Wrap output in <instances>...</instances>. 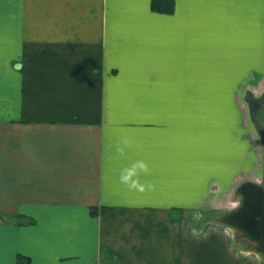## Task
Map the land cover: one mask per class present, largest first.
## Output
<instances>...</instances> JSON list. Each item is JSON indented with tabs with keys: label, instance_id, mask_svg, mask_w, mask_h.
<instances>
[{
	"label": "crops",
	"instance_id": "crops-1",
	"mask_svg": "<svg viewBox=\"0 0 264 264\" xmlns=\"http://www.w3.org/2000/svg\"><path fill=\"white\" fill-rule=\"evenodd\" d=\"M256 112L264 0H0V264H243L196 231L264 184Z\"/></svg>",
	"mask_w": 264,
	"mask_h": 264
},
{
	"label": "water",
	"instance_id": "water-1",
	"mask_svg": "<svg viewBox=\"0 0 264 264\" xmlns=\"http://www.w3.org/2000/svg\"><path fill=\"white\" fill-rule=\"evenodd\" d=\"M241 205L224 222L259 244L264 252V185L243 183L237 189Z\"/></svg>",
	"mask_w": 264,
	"mask_h": 264
},
{
	"label": "rangeland",
	"instance_id": "rangeland-1",
	"mask_svg": "<svg viewBox=\"0 0 264 264\" xmlns=\"http://www.w3.org/2000/svg\"><path fill=\"white\" fill-rule=\"evenodd\" d=\"M236 186L232 190V199L234 202L239 201L238 205H240L242 200L240 194L236 192ZM224 212L226 213L214 210L201 213L199 217L200 231L197 230L196 234H199V236L205 239L210 234H220L228 244L229 253H231L240 263H256L258 259H261L260 264H264V255L257 250L256 246L251 241L247 240L241 232L235 230L224 222V218L227 216V211ZM186 224L190 227L189 224H191V220H189V222L187 221ZM195 227L196 226H194V228Z\"/></svg>",
	"mask_w": 264,
	"mask_h": 264
},
{
	"label": "clouds",
	"instance_id": "clouds-1",
	"mask_svg": "<svg viewBox=\"0 0 264 264\" xmlns=\"http://www.w3.org/2000/svg\"><path fill=\"white\" fill-rule=\"evenodd\" d=\"M120 151L123 152L124 148L121 147ZM148 168H149V163L146 160L141 159L137 161L134 166L122 170L120 175V181L126 184L129 188L143 191L146 185L144 183H141L139 173L140 171L146 172Z\"/></svg>",
	"mask_w": 264,
	"mask_h": 264
},
{
	"label": "flooded vegetation",
	"instance_id": "flooded-vegetation-1",
	"mask_svg": "<svg viewBox=\"0 0 264 264\" xmlns=\"http://www.w3.org/2000/svg\"><path fill=\"white\" fill-rule=\"evenodd\" d=\"M252 107L253 108H255V110H257L258 108H260L261 109V104L260 103H258V102H253V105H252ZM258 111H260V110H258ZM257 111V112H258ZM256 112V114H255V120H254V124H255V127L258 129V131H259V134H260V136L262 137V140H263V142H264V121L263 122H261V121H259V119H258V113ZM260 185H262V184H260ZM264 185V184H263ZM262 185V186H263ZM241 205V204H240ZM240 205H236V208H234V210L235 209H237ZM233 211V210H232ZM231 211V212H232ZM230 212V213H231ZM229 213V214H230ZM229 214H227V215H229ZM244 235V234H243ZM245 236V235H244ZM245 238L247 239V240H249V241H251L247 236H245ZM255 246H256V248H257V250L262 254V255H264V252H263V250H262V245L260 246L259 244H257V243H255V242H253V241H251Z\"/></svg>",
	"mask_w": 264,
	"mask_h": 264
},
{
	"label": "trees",
	"instance_id": "trees-1",
	"mask_svg": "<svg viewBox=\"0 0 264 264\" xmlns=\"http://www.w3.org/2000/svg\"><path fill=\"white\" fill-rule=\"evenodd\" d=\"M163 3L164 2H157V3L154 4V2H153L152 5H153V7H154L155 10H159V11H161V10H168L170 7L168 5H166V7H164V4ZM21 262L22 263H25V262H23V260L20 261V259H19V263H21Z\"/></svg>",
	"mask_w": 264,
	"mask_h": 264
}]
</instances>
